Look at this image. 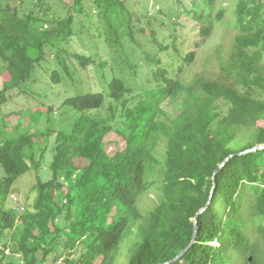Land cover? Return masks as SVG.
<instances>
[{"label": "trees", "instance_id": "16d2710c", "mask_svg": "<svg viewBox=\"0 0 264 264\" xmlns=\"http://www.w3.org/2000/svg\"><path fill=\"white\" fill-rule=\"evenodd\" d=\"M32 1L34 9L27 12L22 0L0 4V62L9 76L0 103L31 78L50 47L74 35V14H85V0H74V14L67 10L64 17L50 16L47 0ZM201 1L199 12L183 13L197 23L190 30L197 41L182 42L183 51L175 47V68L169 71L160 58L146 57L154 63L158 85L153 92L127 109L129 89L119 79L110 81L107 97L124 108L123 148L112 155L106 151L104 139L113 122L93 114L103 109V94L66 98L63 106L79 117L69 133H57L52 178L37 180L31 208L17 214L4 210L3 203L16 179L37 166L31 151L38 136L20 135L0 146L5 172L0 180V264H56L63 256L61 264H117L119 248L132 233L136 241L128 264H166L190 245L195 221L194 243L173 264H264V149L238 155L264 145V126L258 125L264 123V0H232L233 37L226 59L217 63V76H195L185 84L181 77L195 62L196 50L225 17L217 0ZM90 2L102 31L98 36L108 46L122 47V37L134 43L121 0ZM72 57L83 68L91 62ZM51 80L60 82L57 71ZM167 103L176 109L173 116L164 111ZM242 138L244 147L231 148ZM75 159L86 164L76 168ZM152 192L158 202L143 213L138 201ZM61 216L63 226L57 224ZM8 249L21 262L7 261Z\"/></svg>", "mask_w": 264, "mask_h": 264}, {"label": "rangeland", "instance_id": "374dc122", "mask_svg": "<svg viewBox=\"0 0 264 264\" xmlns=\"http://www.w3.org/2000/svg\"><path fill=\"white\" fill-rule=\"evenodd\" d=\"M22 1L24 11L34 9L32 0ZM73 1L47 0L46 7L51 10L49 15L55 16L56 13L59 17H64L66 11L71 10ZM121 1L126 7L123 18H130L134 43L122 37V47L108 46L101 36H98L102 32L99 20L95 17L90 0H85L84 15L78 16L71 10L75 17L74 35L64 44L50 47L45 59L36 65L31 78L5 94V102L0 103V146L5 141L20 135L35 133L38 136L34 138L31 151L38 164L36 167L31 166V169L16 179L12 185L3 203V209L7 212L23 214L25 210L31 208L36 198L34 186L37 180L47 182L52 178L50 163L57 133H69L74 120L79 117L78 112L63 106L66 98L86 93L104 95L106 99L103 109L93 114L113 122L112 132L104 139L106 151L112 155L124 145L120 134L121 131L123 132L124 121L121 110L124 108L107 97L110 81L114 78L119 79L129 89L125 106L130 109L144 98V94L153 92L158 85L154 79V63L146 57L160 58L162 66L172 71L178 63V57L174 54L175 47L183 51L182 42H191L193 38L197 41V35L192 34L190 30L192 27L198 28V25L183 13L189 10L199 12L203 7L201 0ZM6 2L7 0H0L1 5ZM16 2L19 3V0H10V3ZM232 6V0H217L216 8L225 9L224 20L214 26L209 39L196 50L195 62L181 77L183 83L190 82L195 76L208 78L217 76V63L226 59L233 37L229 21ZM159 44L163 47L168 46V50L159 52ZM73 54L90 58L91 62L85 68L80 67L72 57ZM53 71L58 72L59 83L51 80ZM8 80L5 65L0 62V90ZM164 111L172 116L176 113V109L168 103ZM258 125L264 126V123L259 122ZM245 143H247L245 138L239 139L231 148H242ZM74 164L76 168H82L86 162L83 159H75ZM4 177L5 172L0 166V180ZM157 202V194L152 192L138 201V207L146 213L154 208ZM57 224L65 225L63 216ZM4 237L3 242H8L9 234ZM135 237L136 234L132 233L127 242L121 245L117 264H128L134 250ZM62 246L63 243L60 247ZM79 254L80 251H76L73 255L74 259L78 258ZM5 257L7 261L21 260L20 255L13 254L9 249L5 250ZM60 259L56 264L63 263L65 256L62 261ZM95 264H99V261Z\"/></svg>", "mask_w": 264, "mask_h": 264}, {"label": "water", "instance_id": "95a60500", "mask_svg": "<svg viewBox=\"0 0 264 264\" xmlns=\"http://www.w3.org/2000/svg\"><path fill=\"white\" fill-rule=\"evenodd\" d=\"M264 149V145H260V146H257L255 148H253L252 150H247L245 152H242V153H239L238 155H244V154H248V153H252V152H256L258 150H263ZM233 157V155L229 156L217 169V171L214 173L216 174L220 169H222L224 167V165ZM210 201H211V198L208 199V202H207V205L210 204ZM204 211L203 210H200L197 215H196V218L198 217V215L200 213H202ZM196 234H197V223L196 221L194 222V234H193V239H192V242L190 243V245L185 249L183 250L182 252H180L174 259H172L170 262L166 263V264H173L175 262H177L178 260H180V258L190 249L191 245L194 243L195 239H196Z\"/></svg>", "mask_w": 264, "mask_h": 264}, {"label": "built area", "instance_id": "2783aa9c", "mask_svg": "<svg viewBox=\"0 0 264 264\" xmlns=\"http://www.w3.org/2000/svg\"><path fill=\"white\" fill-rule=\"evenodd\" d=\"M18 209V208H17ZM19 209H22V208H19Z\"/></svg>", "mask_w": 264, "mask_h": 264}]
</instances>
